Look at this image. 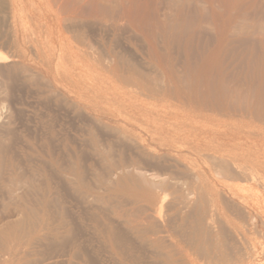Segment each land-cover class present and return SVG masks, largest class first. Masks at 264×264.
Masks as SVG:
<instances>
[{
  "label": "rangeland",
  "instance_id": "rangeland-1",
  "mask_svg": "<svg viewBox=\"0 0 264 264\" xmlns=\"http://www.w3.org/2000/svg\"><path fill=\"white\" fill-rule=\"evenodd\" d=\"M0 55L4 180L75 231L30 264H264V123L220 94L264 93V0H0Z\"/></svg>",
  "mask_w": 264,
  "mask_h": 264
},
{
  "label": "bare ground",
  "instance_id": "bare-ground-1",
  "mask_svg": "<svg viewBox=\"0 0 264 264\" xmlns=\"http://www.w3.org/2000/svg\"><path fill=\"white\" fill-rule=\"evenodd\" d=\"M238 33L239 30L237 32L235 29L230 30L229 32L224 33L220 40L222 41L223 44H229L231 40H233ZM252 52H253V48L250 49L251 54ZM7 61L8 60L6 57L0 55V62H7ZM228 91L230 90L222 89L220 92L222 97L225 100H227L226 105L228 106V109L230 107L232 109V106L234 107V109L240 111L246 109L248 114L241 115L242 120L254 124L264 123V93L255 92L258 98L253 104L251 99L253 93L251 96L250 93H248L246 96H242V93L239 91L231 92L232 94H230V92ZM4 134L5 133H3V135ZM3 135H0V152L2 151L3 148L2 146V142L4 138ZM1 156H0V264H30V255L35 251H37L38 247L40 246V243L43 240L48 239V237H53L54 239L58 240L60 236H63L62 241H64L65 243L68 240L74 239L75 231H73L71 221L61 216L59 217V219L60 218L61 219L59 220L56 226H53V228L51 227L49 228L47 226V218L49 217L53 218L51 216L52 211L50 210L51 209L50 205L52 204L44 199L45 197L44 189H43L44 186H42L40 182L35 181L36 180L35 175L37 176L41 175V171L40 170L36 172L33 171L34 175L32 174L33 176L30 177H24V175L14 176L12 174L13 176H11V178L6 182L3 177L4 175L3 167L5 164L4 163L5 160ZM8 171H11V169L9 168ZM238 171L239 170H237V172ZM161 201H163L164 203L165 199ZM163 203L162 202L160 203L159 208L160 207L162 208L161 204L163 205ZM158 215H156L155 218ZM54 221L57 220L55 219ZM46 230L48 232H46ZM114 233H115V228L113 227H109L105 231L106 237L110 240L116 238V235ZM154 241L155 244L162 243V241L159 240V238L155 239ZM77 244H80V241ZM112 244H115V242H112ZM76 248L79 249V246H76ZM79 251L81 252V250ZM129 252L131 253L130 247L126 249L124 246V248L122 249V255L125 256L124 261L127 259V255H128V254L126 255V253ZM73 257L74 255L71 254L69 256V259L66 258L68 261L67 264H74L75 260L73 261ZM132 260H134V257H132Z\"/></svg>",
  "mask_w": 264,
  "mask_h": 264
}]
</instances>
